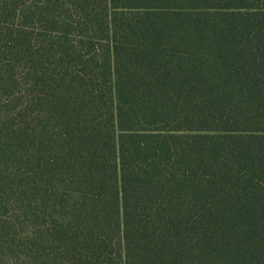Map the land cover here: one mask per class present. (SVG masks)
<instances>
[{"label": "trees", "instance_id": "1", "mask_svg": "<svg viewBox=\"0 0 264 264\" xmlns=\"http://www.w3.org/2000/svg\"><path fill=\"white\" fill-rule=\"evenodd\" d=\"M0 264H264V0H0Z\"/></svg>", "mask_w": 264, "mask_h": 264}]
</instances>
